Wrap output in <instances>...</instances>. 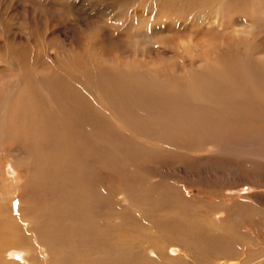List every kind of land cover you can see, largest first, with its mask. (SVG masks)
<instances>
[{
  "label": "bare ground",
  "instance_id": "obj_1",
  "mask_svg": "<svg viewBox=\"0 0 264 264\" xmlns=\"http://www.w3.org/2000/svg\"><path fill=\"white\" fill-rule=\"evenodd\" d=\"M131 1L137 5L130 15L131 22L137 20L140 24L146 16L153 20L145 21L147 24L134 35L137 39L156 37L175 50L171 71L160 62L154 63L158 59H142L136 52L123 56L120 50L126 48L128 40L119 32L114 37L90 29L84 49L86 57L78 58L69 68L68 85H59L61 76L39 75L36 80H28L30 75L22 68L14 76L8 100L0 103V146L22 145L28 162L24 163L28 168H16L22 173L13 178L22 199L18 216L11 214V207L9 213L4 210L5 171L0 163V264L202 263L206 259L199 252L207 245L193 225L199 223L206 230L219 231L173 200L171 193L164 198L172 200V211L166 213L165 223L175 226V238L167 242L160 243L161 234L143 227L141 244L122 235L112 245L106 240L112 236L110 230L100 224L102 209L109 211L114 194H121L125 202L146 214L154 192L146 187L145 176L169 171L166 165L174 149L188 147L182 152L184 157L210 149L215 156L211 160L216 162L244 158L248 152L264 159V37L252 36L257 23L264 24V3L247 0L250 5L242 13L244 23L251 26L246 27V33L239 32L238 41L223 36L219 29L230 21H239L227 18L225 0L220 1L213 18L195 20L182 17V13L191 8H207L203 1L161 0L153 10L145 0ZM99 3L109 14L108 8L113 4ZM214 19V31L196 21ZM98 35L110 49L103 50ZM252 56L258 57L256 62ZM41 71L34 66L30 74ZM42 94L46 95L43 109L39 103ZM218 113V129L226 128L225 144L219 142L220 145L212 143L210 136L211 116ZM190 121H197L199 129L206 130L208 138L204 144L191 145L188 141L195 129ZM124 131L132 133V137H126ZM5 148L0 149V162ZM13 165L11 169L15 170ZM236 179L229 185L231 193L241 182L239 177ZM235 196L241 195L221 197L234 200ZM166 204L171 209L170 203ZM247 207L240 213L244 219L250 217L245 213ZM214 215H218L220 223L224 222L221 214ZM257 216L258 222L245 221L246 232L261 234L264 230V214ZM121 225L133 227L129 222ZM227 235L224 249L207 263L231 256L225 254L231 238ZM168 249L176 256L168 255ZM11 254L20 255L23 262L13 261ZM263 263L264 256L260 255L251 264Z\"/></svg>",
  "mask_w": 264,
  "mask_h": 264
},
{
  "label": "rangeland",
  "instance_id": "obj_2",
  "mask_svg": "<svg viewBox=\"0 0 264 264\" xmlns=\"http://www.w3.org/2000/svg\"><path fill=\"white\" fill-rule=\"evenodd\" d=\"M100 1L113 4L108 8L110 10L109 14L106 9L100 7ZM145 1L149 4L147 6L151 10L155 8L156 3L161 2V0ZM167 1L173 2L174 0ZM178 1L186 3L194 0ZM198 1L205 2L207 8L199 11L193 10V8L185 10L182 17L189 16L188 18L192 17L191 20L213 18L221 0ZM225 1L228 3L226 8L227 18L229 20L238 19L239 21L237 23L230 21V24L219 29H222L221 34L223 36H229L239 41L241 39L239 32L246 33V27L251 26V24L244 23L246 20L243 19L242 13V9L247 8L250 4L247 0ZM259 1L264 3V0ZM136 6V2L131 0H0V103L7 99L10 87L13 85L14 76L22 68L29 73L28 80L32 78L36 80L39 75L50 78L61 76L59 85L61 87L64 84L68 85L71 79L68 75L69 68L78 58L86 57L84 49L89 41L90 29L100 30L102 33L105 32L114 37L119 32L123 38L128 40L126 48L120 50L123 56H132L136 52L142 59L148 58L153 61L158 59L154 63L160 62V65L165 66V70L171 71L175 50L161 44L156 37L137 39L136 34L134 35V31H139L144 24H147L145 21L150 20L146 16L140 24L137 23V20L131 22L130 15L136 9ZM146 10L145 13L148 15L149 12L147 13ZM261 17L263 18V15ZM196 21L199 25L211 28L213 31L216 28L212 25L215 19L210 22ZM257 24L258 27L252 31V36L257 39L263 38L264 24ZM99 36L97 40L103 46V50L110 49L106 46L108 44L102 42ZM109 45H114V42ZM260 47L262 46L260 45ZM121 53L117 52L120 55ZM261 56L260 51L259 57ZM126 58L128 57L122 59ZM257 58V56H252V61L256 62ZM34 66L35 69L43 71L36 75L30 74V69ZM45 96L42 94L39 101L42 104V109L44 108ZM257 111L261 113L260 109ZM219 117L220 114L218 113L217 116H211L210 120L212 128L211 141L216 144L223 143V133L226 129L225 127L222 130L218 129L220 125ZM213 121L218 123L214 124ZM190 124L195 129L188 141L191 145L194 142L204 144L208 138L205 134L206 130H200L197 121H190ZM205 124L203 123V126ZM125 132L123 134L126 137H132V133ZM5 145L0 146V149L6 147L3 150V157L0 162L5 171L4 188L2 189V192H5L6 195L4 210L9 213L11 207V214L18 216V208L21 205L19 199H22L18 196L20 189L15 188L13 178L18 173H22V171L17 172L16 168H28L24 165L28 162L25 159V148L22 145L16 144L15 147ZM187 148L174 149L172 158L166 165L169 171H155L145 176V182L148 184L146 187L150 186V192H154L153 202L148 205L145 211L147 215L140 213L132 204L125 202L121 194H114L109 211L102 209L100 213L102 215L100 219L101 227L110 230L112 234L111 237L110 235L107 236L106 240L113 245L114 242L116 244L118 238L125 235L131 237L134 242L141 244L143 241V227L161 234L163 238L159 240L160 243L167 242L169 239L173 240L175 238V226L171 223H165L166 213L172 211V200L166 199L164 201L165 196L171 193L173 200L181 206L184 205L193 215L196 213L198 217L202 216V222L215 226L214 228L221 232H215L212 228L206 230L199 223L194 224L193 227L198 228V232H200L198 233L199 238L203 239L207 245L199 252L206 261H202V263L189 261L190 263L176 262L172 264H251L260 255L263 257L264 230H261V234H256L253 230L246 232L245 221L258 222L259 216L257 215L264 214V159L260 158L259 154L254 157L255 155L248 152L244 154V158L234 160L229 158L228 162L227 160L225 162L214 160V162L211 159H214L215 156L210 149H199L201 151L199 154L192 153L191 156L184 157L182 152ZM192 149L191 147L190 150ZM229 154L231 157V153ZM253 158L261 160L260 163L248 161V159ZM12 163L15 170L11 169ZM173 164L179 167H175ZM177 168H180V170ZM171 170L178 171L170 173ZM211 174H217L218 177H213ZM237 177L241 182L237 184L236 188H232L234 192L231 193L229 192L231 189L229 185L234 184ZM217 179L228 183L225 185L219 184ZM34 187L36 189L35 185ZM233 193H238L241 196L238 198L235 196L234 200L230 198L225 200L221 197ZM23 194L25 193L23 192L21 195ZM167 202L170 203L171 209L167 207ZM245 206H248L245 210L247 211L245 213L250 215L248 219L240 216ZM214 213L221 214L225 219L224 222L220 223L218 215H214ZM246 214L245 216H248ZM122 222L132 223L133 227L127 228L121 225ZM165 230H167V233ZM227 234L231 238L228 240L229 245L225 248V254L231 256L226 257L224 261L207 263L211 260L212 255H216L224 249ZM104 235L100 238L101 244L104 242ZM257 235L261 238H257ZM114 236H116V239H114ZM181 236L186 240L183 234ZM166 253L172 257L176 256L175 253L171 252V249H168ZM148 254L154 259L153 255ZM11 255L13 261L23 262L20 255Z\"/></svg>",
  "mask_w": 264,
  "mask_h": 264
}]
</instances>
